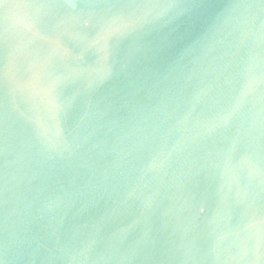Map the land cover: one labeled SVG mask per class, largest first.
Returning <instances> with one entry per match:
<instances>
[{"label": "water", "instance_id": "1", "mask_svg": "<svg viewBox=\"0 0 264 264\" xmlns=\"http://www.w3.org/2000/svg\"><path fill=\"white\" fill-rule=\"evenodd\" d=\"M0 264H264V0H0Z\"/></svg>", "mask_w": 264, "mask_h": 264}]
</instances>
